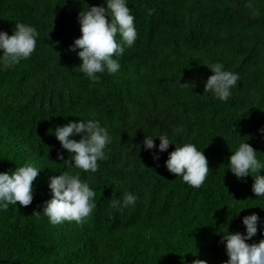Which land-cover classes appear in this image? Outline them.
Wrapping results in <instances>:
<instances>
[{
  "label": "trees",
  "instance_id": "1",
  "mask_svg": "<svg viewBox=\"0 0 264 264\" xmlns=\"http://www.w3.org/2000/svg\"><path fill=\"white\" fill-rule=\"evenodd\" d=\"M127 2L137 38L118 57L119 72L93 81L69 46L81 35V9L104 0H0V29L10 35L21 21L40 33L28 58L0 70V171L41 167L32 201L0 209V264H221L228 259L221 234L246 231L242 217L252 212L260 219L248 242L264 238V196L252 191V175L228 168L241 140L264 159V0ZM215 61L240 74L226 101L204 92ZM86 118L112 135L96 172L73 169L94 188L95 208L81 223L54 225L42 212L48 178L70 167L57 158L68 151L54 129ZM162 132L204 152L210 170L199 188L167 169L175 144L164 151L142 144ZM126 191L137 195L135 205L113 208Z\"/></svg>",
  "mask_w": 264,
  "mask_h": 264
},
{
  "label": "clouds",
  "instance_id": "2",
  "mask_svg": "<svg viewBox=\"0 0 264 264\" xmlns=\"http://www.w3.org/2000/svg\"><path fill=\"white\" fill-rule=\"evenodd\" d=\"M134 19L127 0H104L102 4L87 5L81 9L78 14L81 35L74 39L69 48L79 49V68L90 80H100L98 73L105 71L119 72L121 65L118 57L124 53L125 47L131 46L137 38ZM39 35L34 25L21 21L15 23L10 35L6 30L0 29V70L11 69L22 59L28 58L35 50ZM207 66L212 72L204 82V92H210L214 97L226 101L232 95V89L237 85L240 74L226 69L220 61ZM181 86L192 88L194 84L185 82L181 83ZM175 131L179 132L180 128L177 127ZM259 131L264 132V126ZM77 134L79 139L75 138ZM54 135L62 148L68 151V158H65L61 151L57 152V158L70 167L49 176L48 187L51 196L43 202L42 212L54 225L65 220L81 223L95 208L96 192L86 179H81L80 171L73 169L96 172L99 168L98 161L107 158L106 147L111 144L112 135L108 127L95 118L68 120L55 127ZM154 137H159L158 145H155ZM142 144L148 149L155 147L160 151L167 150L170 144H175L174 150L168 153L165 161L167 169L196 188L206 180L210 170L208 159L202 149L194 143L177 144L172 137L162 132L155 136L145 135ZM258 152L260 151L247 140L239 141L228 157V168L237 177L252 175V191L257 197H261L264 196V175L260 174L259 170L264 169V159L258 158ZM158 155L159 152L154 153V158ZM40 169L41 167H37L33 162H25L11 172L0 171V209L7 210L9 205L17 206V201L21 205H28L33 199V182ZM137 198L133 192L126 191L122 200L112 199L110 204L122 211L128 205H135ZM241 209L239 208L236 214ZM259 219L255 212L244 215L242 223L246 226V231L227 230L221 234L228 256L221 264H264V238L258 242H248L258 231ZM260 231L264 232V228ZM190 264L209 262L196 258L190 261Z\"/></svg>",
  "mask_w": 264,
  "mask_h": 264
}]
</instances>
